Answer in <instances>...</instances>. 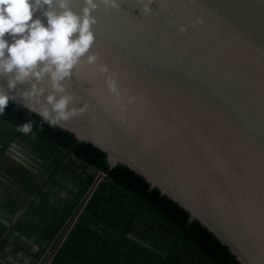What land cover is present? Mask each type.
I'll list each match as a JSON object with an SVG mask.
<instances>
[{
    "label": "water",
    "instance_id": "95a60500",
    "mask_svg": "<svg viewBox=\"0 0 264 264\" xmlns=\"http://www.w3.org/2000/svg\"><path fill=\"white\" fill-rule=\"evenodd\" d=\"M82 6L71 0L74 12ZM149 8L121 0L119 10L92 13L96 64L78 65L64 82L69 108L84 111L57 127L104 153L109 170L139 176L239 264H264V0H154ZM100 64L115 73L119 102ZM103 177L97 173L44 264Z\"/></svg>",
    "mask_w": 264,
    "mask_h": 264
},
{
    "label": "trees",
    "instance_id": "16d2710c",
    "mask_svg": "<svg viewBox=\"0 0 264 264\" xmlns=\"http://www.w3.org/2000/svg\"><path fill=\"white\" fill-rule=\"evenodd\" d=\"M29 120L31 133L17 131ZM14 144L27 167L0 180V264H44L98 172L104 177L49 264H239L132 171L109 170L100 150L10 101L0 114V158Z\"/></svg>",
    "mask_w": 264,
    "mask_h": 264
},
{
    "label": "clouds",
    "instance_id": "9594fccd",
    "mask_svg": "<svg viewBox=\"0 0 264 264\" xmlns=\"http://www.w3.org/2000/svg\"><path fill=\"white\" fill-rule=\"evenodd\" d=\"M153 2L140 0L144 14L152 12L149 5ZM70 4L71 0H0V78L6 82L0 85V114L18 98L49 126L84 111V107L69 108L73 96L65 94L64 82L78 65L96 64L98 54L91 51L95 41L91 28L97 20L92 13L101 5L106 10H119L121 0H82L79 13ZM200 23L195 21L193 27ZM178 31L185 32L186 28L180 26ZM98 71L105 74L108 92L119 102L115 73L105 64L98 65ZM18 85L27 87L21 90ZM32 129L31 120L17 127L24 134Z\"/></svg>",
    "mask_w": 264,
    "mask_h": 264
},
{
    "label": "flooded vegetation",
    "instance_id": "af4514ba",
    "mask_svg": "<svg viewBox=\"0 0 264 264\" xmlns=\"http://www.w3.org/2000/svg\"><path fill=\"white\" fill-rule=\"evenodd\" d=\"M13 150H7L0 158V180L6 184L8 181L12 180V175H18V168L27 167L26 157L23 151L19 150L17 147L12 148ZM20 158L21 162H18ZM7 260L12 261L11 257ZM17 264V262H13Z\"/></svg>",
    "mask_w": 264,
    "mask_h": 264
}]
</instances>
